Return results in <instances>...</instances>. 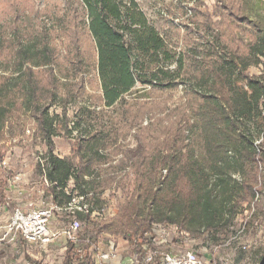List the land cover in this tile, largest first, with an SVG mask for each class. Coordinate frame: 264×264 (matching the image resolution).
<instances>
[{
  "label": "trees",
  "instance_id": "1",
  "mask_svg": "<svg viewBox=\"0 0 264 264\" xmlns=\"http://www.w3.org/2000/svg\"><path fill=\"white\" fill-rule=\"evenodd\" d=\"M217 1L216 21L197 6L184 31L169 23L161 32L138 0H66L55 12L38 0H0V142L12 120L32 117L50 147L39 172L55 203L93 192L102 207L101 176L113 172L103 168L112 166L105 150L136 132L127 203L104 223L77 212L96 228L92 242L119 236L144 260L154 223L219 231L262 192L264 69L250 68L264 64V15L244 0ZM154 101H166L156 129L143 122ZM54 104L62 115L51 113ZM62 129L77 132L63 157L53 151ZM7 186L0 166L1 199ZM86 257L69 241L62 264H94Z\"/></svg>",
  "mask_w": 264,
  "mask_h": 264
},
{
  "label": "rangeland",
  "instance_id": "2",
  "mask_svg": "<svg viewBox=\"0 0 264 264\" xmlns=\"http://www.w3.org/2000/svg\"><path fill=\"white\" fill-rule=\"evenodd\" d=\"M141 7L147 13L148 17L160 29L165 32L169 23H174L185 30L190 22L191 15L199 10L198 7L207 8L210 12H214V20L218 19L215 15V6L217 0H138ZM249 6L253 7L256 13L264 15V0H244ZM66 0H38V6L43 11L55 12L60 7H64ZM264 69V64L260 66H252V73H260ZM180 93L168 96V103L172 99L178 97ZM166 101H154L152 109L148 112V116L144 117V124L154 123V128L164 117L161 106ZM52 114L63 113V106L54 104L51 106ZM161 111V112H160ZM158 114V115H157ZM68 115L74 118V106L68 109ZM156 131L155 133H157ZM150 134V138L154 139V132ZM77 132L72 136H68L66 130H60L57 136H54L53 151L60 156L71 154L72 144ZM125 137L121 138L126 143L122 147H112L106 149L112 155V166L109 162L103 166L104 169L109 168L113 171L103 176L102 183L98 190L101 191V198L107 205L109 213L105 218L93 217L92 220L98 223H104L111 217L116 215L117 208L125 205L129 200L127 191L129 184L134 180V168L131 159L127 160V155L135 149L137 144L135 130L124 132ZM156 136V135H155ZM3 144L4 160L8 162L10 173H20L26 182L25 193L21 195L20 203L24 209L31 207H51L55 203L53 197L48 194V186L41 179L39 172L40 159L45 161V154L50 149L49 145L39 135L35 121L32 117H16L6 127L4 139L0 142ZM121 160V161H120ZM102 168V170H103ZM101 170V168H100ZM106 173V171L104 172ZM166 171H164V174ZM4 178V172H1ZM259 186L262 192L257 194L255 202L248 205L245 204L241 212L237 214L230 226L219 231H206L205 233L181 231L176 226H169L170 236L166 242L153 244L151 250H163L170 252H186L195 251L199 257L208 264H262L264 262V168ZM73 184L70 182L68 190L70 192ZM100 194V192H98ZM1 201V199H0ZM55 205V204H54ZM11 211L16 208L14 203L9 206ZM53 223L50 227L55 232H61L62 228L69 224L73 217L68 211L55 208ZM3 209L0 210V226H4L8 220L3 219ZM82 221V220H81ZM82 227L77 231L80 242L87 247V256L94 264H142V259L134 249L133 245L127 247L121 242L119 236L109 233L99 235L96 243L92 242V238L96 235V228L93 224H86L84 221ZM52 224L54 227H52ZM3 234L0 233V237ZM124 248V249H122ZM67 249V242L60 234L58 237L46 247H38L31 245L23 239L17 242L3 241L0 244V264H31L30 259L39 262V264H62ZM118 252L117 261L101 260L99 257L103 252ZM87 262V261H86ZM153 264H159L157 257Z\"/></svg>",
  "mask_w": 264,
  "mask_h": 264
},
{
  "label": "built area",
  "instance_id": "3",
  "mask_svg": "<svg viewBox=\"0 0 264 264\" xmlns=\"http://www.w3.org/2000/svg\"><path fill=\"white\" fill-rule=\"evenodd\" d=\"M60 156V155H59ZM62 157V156H61ZM42 166L45 161L40 159ZM1 172H4V178L10 186H17L18 183L24 187L30 184L24 182L23 177L20 173H10V167L6 160L0 162ZM41 179L44 183L49 186V181L44 174H41ZM93 196V192L87 194H80L78 191L74 193L72 200L66 204L59 205L54 203L51 207H31L24 209L21 206L14 208L12 216L9 221L0 229L3 230V236L0 237V243L6 242H17L19 239H23L31 245L38 247H46L52 243L60 234L64 237L65 242L71 241L74 243V250L79 256L80 261H85L87 258V247L81 244V240L77 231L82 227L83 222L77 218V212L90 214L91 217L105 218L106 214L109 213L107 205L104 204L102 207H95L94 202L89 200ZM55 208L68 211L73 217L72 221L62 228L61 232H55L51 229L50 224L54 218ZM93 208V209H92ZM169 226L164 223H154L152 231L147 232L146 235L152 238L153 244L166 242L170 236L168 231ZM144 249H147L146 258L142 260V264H153L155 259L159 258V264H208L204 262L195 251L186 252H170L163 250H151L149 246L145 244ZM101 260L114 261L118 259V252H103L99 256ZM15 264V263H8Z\"/></svg>",
  "mask_w": 264,
  "mask_h": 264
},
{
  "label": "crops",
  "instance_id": "4",
  "mask_svg": "<svg viewBox=\"0 0 264 264\" xmlns=\"http://www.w3.org/2000/svg\"><path fill=\"white\" fill-rule=\"evenodd\" d=\"M22 179L25 182L24 177ZM24 187L21 185V183H18L17 186H10L8 184L3 199H1V197H0V199H1V201H0V210L3 209V213H5L3 215V219H5V220L7 219L9 221L10 217L12 216V212H13L14 209L11 211V209L9 208L11 203H14V205H16V207L17 206H21L20 199H21V195H23L25 193ZM21 207L23 208V206H21ZM51 222L53 223V221H51ZM0 227H2V226H0ZM52 227H54L53 224H52ZM51 229H53V228H51ZM0 233L3 234V230L2 229H0ZM121 242L124 245L125 242H123V240H121ZM122 249H124V248H122ZM120 257H121V255H119V258ZM117 260L118 259H116L114 261L112 260V261L115 262ZM116 263H118V261Z\"/></svg>",
  "mask_w": 264,
  "mask_h": 264
}]
</instances>
